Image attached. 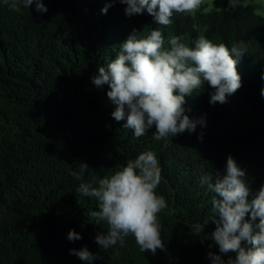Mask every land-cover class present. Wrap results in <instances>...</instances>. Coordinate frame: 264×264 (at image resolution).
<instances>
[{"label":"trees","instance_id":"1","mask_svg":"<svg viewBox=\"0 0 264 264\" xmlns=\"http://www.w3.org/2000/svg\"><path fill=\"white\" fill-rule=\"evenodd\" d=\"M246 1L174 13L173 23L161 26L146 11L127 16L119 0L106 14L101 10L112 0H42L45 13L35 3L17 12L0 0V264H89L69 254L84 247L98 257L91 264H211L209 252L235 258L211 239L214 193L199 178L222 177L231 155L246 172L249 199L264 186V17ZM157 28L165 47L176 35L191 47L203 36L229 49L242 40L246 48L237 63L242 86L213 105L214 89L203 82L183 105L197 121L195 132L166 141L153 139L154 127L139 138L124 128L126 119L111 115L108 85L92 83L134 29L144 37ZM149 150L162 169L156 193L168 204L158 214L165 247L142 253L129 235L123 246L101 249L95 237L107 224L90 216L98 201L78 193L81 181L70 173L86 163L95 174L84 182L98 186ZM197 224L203 232L196 233ZM70 230L81 239L69 241Z\"/></svg>","mask_w":264,"mask_h":264},{"label":"clouds","instance_id":"2","mask_svg":"<svg viewBox=\"0 0 264 264\" xmlns=\"http://www.w3.org/2000/svg\"><path fill=\"white\" fill-rule=\"evenodd\" d=\"M3 2L17 12L21 8L28 9L33 3L37 13L47 12L42 0ZM116 2L106 4L102 13L106 14ZM119 3L127 5V16L146 11L157 25L170 26L174 13L195 14L205 0H119ZM238 5L240 0H229V8ZM167 43L169 46L165 47V38L158 28L144 37L134 29L120 45L115 59L98 67L92 77L95 87L108 85L107 97L115 105L112 117L117 122L126 119L123 127L133 129L137 138L153 127L152 136L156 141H166L170 135L174 137L186 130L195 132L197 121L184 114L183 105L185 97L205 81L214 89L210 94L213 105L226 103L227 96L242 86L237 63L246 52L244 41L229 49L224 43L214 44L201 36L191 47L182 42V36L175 35ZM261 96L264 97V88ZM199 123L204 125L205 120L201 118ZM198 139L202 140L203 135ZM77 168L78 171L70 173L81 181L77 192L98 201L99 210L92 211L90 216L96 224H107L106 233L95 237L101 249L107 250L118 242L123 246L129 235L135 238L142 253L155 254L157 249H164L158 214L167 209L168 204L156 193L162 169L153 151L142 152L128 160L114 174L99 179L98 186L84 182L86 173L95 174L86 163H80ZM199 183L214 193L211 204L216 229L211 239L219 246L221 254L236 253L235 258L229 256L225 261L221 255L209 252L211 264H264V186L249 199L246 172L231 155L227 157L222 177L217 174L213 181L211 174H204ZM204 226L195 225L196 233L203 232ZM67 239L74 242L81 236L70 230ZM69 254L89 264L98 258L87 247L70 249Z\"/></svg>","mask_w":264,"mask_h":264},{"label":"rangeland","instance_id":"3","mask_svg":"<svg viewBox=\"0 0 264 264\" xmlns=\"http://www.w3.org/2000/svg\"><path fill=\"white\" fill-rule=\"evenodd\" d=\"M245 5H252L254 7L256 13L259 14L260 16L264 17V0H247L245 2ZM202 6L206 7V9H205L206 12H210L215 7H217L219 10H221L225 6L229 7V0H205L204 5H202Z\"/></svg>","mask_w":264,"mask_h":264}]
</instances>
